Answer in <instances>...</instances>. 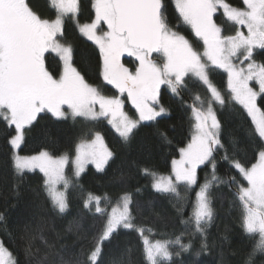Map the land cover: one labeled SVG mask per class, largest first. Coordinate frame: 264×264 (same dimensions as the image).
<instances>
[{"label": "snow or ice", "instance_id": "1", "mask_svg": "<svg viewBox=\"0 0 264 264\" xmlns=\"http://www.w3.org/2000/svg\"><path fill=\"white\" fill-rule=\"evenodd\" d=\"M171 4L180 28L170 22L167 0H93L94 18L83 24L77 19L79 0H49L54 18L42 17L29 0H0V123L14 131L9 140L14 150L24 143L26 130L42 113L65 119L69 115L90 121L104 118L128 143L141 122L157 121L168 113L160 103L162 87L180 96L189 77L210 93L206 106L198 94L188 105L192 135L186 146L179 148L180 158L172 160L171 174L160 176L148 168L140 170L151 177L156 192L176 198L174 207L184 226L179 235L174 239H150L155 235L153 229L137 223L136 214L142 213L145 205L134 200L131 192L121 195L110 212L100 206L102 197L89 193L84 208L92 211L94 207L96 214L106 218L89 247L83 245L87 235L80 234V225L76 226L77 238L72 244L73 248L79 245L80 251L70 253L65 234L57 232L54 223L42 220L33 225L29 220L20 230L19 251L23 252L24 264H104V248L112 244L118 230L138 234L146 264H172L174 256L193 251L197 258L207 255L215 247L209 239L217 217L213 190L220 191L221 186L228 189V207L240 211L242 232L257 237L243 264H253L256 253H264V63L255 59L258 50L264 55V0H171ZM69 16L80 34L98 47L103 82L118 94L104 95L75 66L71 44L61 42ZM182 26L189 30L188 35L183 34ZM226 26H231V34H226ZM52 54L61 64L56 73L46 65ZM125 56L133 58L131 67L122 61ZM216 69L227 73L228 100L242 106L251 121L243 140L232 137L227 146L213 106L223 108L226 104L225 95L210 79ZM125 100L138 118L124 111ZM249 149L253 157L245 160L243 154ZM218 155L235 175H218ZM113 157L102 135L96 132L91 140H82L76 146L71 159L72 176L78 179L88 164L103 171ZM11 162L17 177L36 169L43 173L44 192L52 210L57 214L67 211V193L73 186V179L65 172L70 162L67 154L53 157L41 151L21 156L14 151ZM201 166L210 169L203 183L198 180ZM181 188L185 193L198 188L187 219V195L181 194ZM147 207L153 210L152 205ZM153 214L158 218L154 210ZM4 219L0 213V221ZM131 253L125 247L112 264H132ZM219 255L220 264H224V252ZM0 264H21L3 241Z\"/></svg>", "mask_w": 264, "mask_h": 264}, {"label": "trees", "instance_id": "2", "mask_svg": "<svg viewBox=\"0 0 264 264\" xmlns=\"http://www.w3.org/2000/svg\"><path fill=\"white\" fill-rule=\"evenodd\" d=\"M93 0H80L79 23H90L94 18L92 9ZM169 6V19L173 26L180 28L172 11L174 5L167 0ZM236 3L237 0H232ZM34 11L45 18H54L55 12L49 7V0H29ZM219 22V21H218ZM183 34L188 35L189 30L182 26ZM231 26H226V34H231ZM63 43L71 44L73 48V60L85 80L98 87L104 95H116V90L103 82L100 74L101 57L98 47L81 35L71 16L66 18L64 26ZM261 51V50H259ZM255 55L257 62L264 63V55ZM50 55L46 65L50 71L56 73L61 64L58 59ZM127 65L132 66L133 61L128 60ZM210 79L216 87L225 95L226 104L223 108L214 104L217 117L222 125V138L227 142L232 137L243 140L251 127L250 118L242 106L228 100L227 75L216 69L210 73ZM187 88L181 90L180 96H175L162 87L160 103L168 109V114L157 121L140 124L135 130L133 138L124 143L118 134L108 124L106 119L90 121L83 118L61 120L50 113H42L32 126L25 132V141L20 148L23 156L37 155L41 151H47L54 157L69 155L73 157L76 146L82 140H91L96 132L104 138L105 144L114 153V157L102 172L89 166L85 173L78 179L72 176V168L67 175L73 179V186L68 189L67 211L57 214L52 210L51 203L44 192V177L39 172H27L22 178L17 177L12 167L11 157L13 148L9 140L14 131L0 123V213L5 219L0 221V241L18 255L21 264H24V255L19 251L21 247V228L26 221L31 220L33 225L42 220L54 223L56 231L65 234V242L69 245L70 253H79L77 245L72 247L77 238L76 226L80 225V234H86L87 240L83 241L85 248L89 247L92 236L98 232L105 217L88 211L84 208V200L91 193L102 197L101 207L109 212L118 198L125 192H131L134 200L145 205L142 213H137V223L153 229L155 235L150 239H174L179 235L184 226L180 224L174 205L175 197H169L156 192L152 186L151 177L141 173V169L148 168L160 176H167L172 169V160L179 159V148L186 146L191 139L193 120L188 105L194 102V96L200 97L206 102L210 97L206 86L196 81L195 78H185ZM125 112L132 118L138 115L135 109L125 100ZM231 134V136L229 135ZM170 141V143H169ZM220 153L219 155H222ZM219 155L217 173L221 177L235 175V171L229 168L227 162L220 161ZM253 151L248 150L243 154L245 160H251ZM254 162V160H253ZM209 168L201 166L198 170L199 183H203ZM140 191L137 192L136 189ZM198 188L185 193L181 188V194L187 195L184 218L191 214L195 202V191ZM223 195V199L221 198ZM214 206L217 209V217L210 229V241L215 242V247L207 255L197 258L193 252L181 253L174 256L172 264H220V252H224V264H243L247 254L252 251L254 240L257 237L245 235L240 228L239 209L228 207V189L221 186L220 191L213 190ZM106 198V199H105ZM153 210L148 209V205ZM69 226L73 231L68 232ZM227 236L225 240L224 237ZM188 237H184L186 243ZM132 250V264H146L142 256V242L135 232L118 230V235L112 244H106L103 251L104 264H112L118 260L125 249ZM199 247V244H196ZM175 250V249H174ZM253 264H264V253L257 252L253 257Z\"/></svg>", "mask_w": 264, "mask_h": 264}, {"label": "rangeland", "instance_id": "3", "mask_svg": "<svg viewBox=\"0 0 264 264\" xmlns=\"http://www.w3.org/2000/svg\"><path fill=\"white\" fill-rule=\"evenodd\" d=\"M80 1V0H79ZM105 28H106V26H105ZM246 31V30H245ZM61 42H62V38H61ZM259 51V50H258ZM128 60H130V61H133V58H130V57H127V56H125V57H123L122 58V61L125 63V65L126 66H129V65H127V61ZM134 62V61H133ZM129 67H131V66H129ZM218 70H220L221 72H223V73H225L226 75H227V73L226 72H224L222 69H218ZM252 86L253 87H255V88H258V85H256L255 84V82H252ZM128 103H130V102H128ZM97 108H98V106H97ZM65 110H67V108H66V106H65ZM124 111H125V105H124ZM168 114V113H167ZM166 114V115H167ZM138 115V114H137ZM166 115H163V116H166ZM162 116V117H163ZM55 118H57V117H55ZM76 118H82V117H76ZM138 118V117H137ZM159 118H161V117H158L157 119H159ZM57 119H61V120H66V119H74V118H72L71 117V115H69L66 119L65 118H57ZM84 119V118H83ZM101 119H104V118H101ZM151 122H154V121H143V122H141V124H148V123H151ZM111 126V125H110ZM114 130V129H113ZM23 145V143L21 144V146ZM21 146H20V148H21ZM20 148L19 149H13V152L15 151V152H18V154L19 155H21V153H20ZM51 155V154H50ZM21 156H23V155H21ZM69 156V155H68ZM54 157V156H53ZM70 157V156H69ZM75 157V154H74V156L73 157H70V162H69V164L66 166V168H65V172H66V174L68 173V169L71 167L72 168V164H71V159H73ZM89 166H93L94 168H95V166L93 165V164H88V165H86V168H85V171L87 170V168L89 167ZM96 169V168H95ZM199 170V169H198ZM85 171L83 172V173H81V175H80V177L85 173ZM171 171H172V169H171ZM31 172H39L40 174H42L43 175V173H41L38 169H36L35 171H31ZM71 172H73V168H72V170H71ZM99 172H102V171H99ZM25 173H27V171L25 172ZM170 174H171V172H170ZM170 174H168V175H170ZM167 175V176H168ZM44 177V176H43ZM79 177V178H80ZM62 187V186H61ZM103 202V201H102ZM92 211L95 213V210H94V207L92 208Z\"/></svg>", "mask_w": 264, "mask_h": 264}]
</instances>
